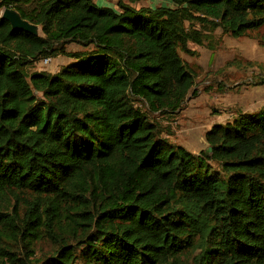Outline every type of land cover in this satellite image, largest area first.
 I'll list each match as a JSON object with an SVG mask.
<instances>
[{
    "label": "trees",
    "instance_id": "trees-1",
    "mask_svg": "<svg viewBox=\"0 0 264 264\" xmlns=\"http://www.w3.org/2000/svg\"><path fill=\"white\" fill-rule=\"evenodd\" d=\"M166 1L0 0V264H264V107L198 154L154 116L194 87L179 51L258 30L264 0Z\"/></svg>",
    "mask_w": 264,
    "mask_h": 264
},
{
    "label": "rangeland",
    "instance_id": "rangeland-1",
    "mask_svg": "<svg viewBox=\"0 0 264 264\" xmlns=\"http://www.w3.org/2000/svg\"><path fill=\"white\" fill-rule=\"evenodd\" d=\"M95 2L98 6L117 9L115 0ZM131 3L137 8L173 6L166 0H131ZM203 33L202 45L189 43L192 54L179 51L194 77V87L184 108L172 117L154 114L162 127H169L171 143L196 154L207 149L204 136L213 125L224 124L239 113H254L264 107V25L242 37L230 36L221 29L204 30ZM67 50L85 49L71 44ZM71 61L61 55L52 58L47 65L37 63L34 69L54 74ZM39 247L49 251L50 246L42 243Z\"/></svg>",
    "mask_w": 264,
    "mask_h": 264
},
{
    "label": "water",
    "instance_id": "water-1",
    "mask_svg": "<svg viewBox=\"0 0 264 264\" xmlns=\"http://www.w3.org/2000/svg\"><path fill=\"white\" fill-rule=\"evenodd\" d=\"M2 18L6 19L13 31H22L37 35L39 33V27L30 24L26 20H23L21 16L13 9H5L2 11Z\"/></svg>",
    "mask_w": 264,
    "mask_h": 264
},
{
    "label": "built area",
    "instance_id": "built-area-1",
    "mask_svg": "<svg viewBox=\"0 0 264 264\" xmlns=\"http://www.w3.org/2000/svg\"><path fill=\"white\" fill-rule=\"evenodd\" d=\"M51 62V59L50 58H46V59H44L43 61H42V64L43 65H47V64H49Z\"/></svg>",
    "mask_w": 264,
    "mask_h": 264
}]
</instances>
